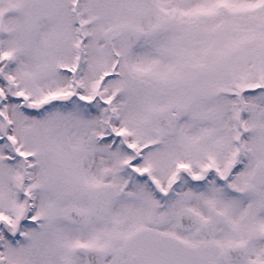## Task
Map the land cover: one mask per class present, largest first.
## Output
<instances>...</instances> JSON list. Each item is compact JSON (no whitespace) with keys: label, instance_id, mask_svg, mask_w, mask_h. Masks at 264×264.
I'll list each match as a JSON object with an SVG mask.
<instances>
[{"label":"snow or ice","instance_id":"6c2138e0","mask_svg":"<svg viewBox=\"0 0 264 264\" xmlns=\"http://www.w3.org/2000/svg\"><path fill=\"white\" fill-rule=\"evenodd\" d=\"M0 264H264V0H0Z\"/></svg>","mask_w":264,"mask_h":264}]
</instances>
